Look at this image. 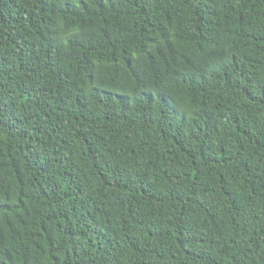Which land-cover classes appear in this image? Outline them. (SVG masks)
Returning a JSON list of instances; mask_svg holds the SVG:
<instances>
[{"label": "trees", "instance_id": "trees-1", "mask_svg": "<svg viewBox=\"0 0 264 264\" xmlns=\"http://www.w3.org/2000/svg\"><path fill=\"white\" fill-rule=\"evenodd\" d=\"M0 264H264V0H0Z\"/></svg>", "mask_w": 264, "mask_h": 264}]
</instances>
